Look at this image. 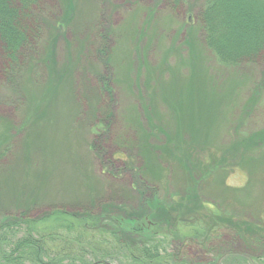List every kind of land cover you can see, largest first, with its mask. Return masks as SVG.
I'll return each instance as SVG.
<instances>
[{
    "label": "rangeland",
    "instance_id": "374dc122",
    "mask_svg": "<svg viewBox=\"0 0 264 264\" xmlns=\"http://www.w3.org/2000/svg\"><path fill=\"white\" fill-rule=\"evenodd\" d=\"M175 2L32 0L22 22L30 50L9 78L0 49L4 257L12 248L5 229L62 212L74 228L94 226L91 235L115 233L124 249L140 247V235L172 236L167 249L187 254L184 262L251 254L246 246L257 241L251 251L264 264V102L254 94L261 69L220 65L203 44V0ZM189 199L180 216L158 210ZM212 213L231 231L241 226L243 239L214 224L182 253L180 242L212 223ZM129 223H142V232L134 236ZM110 245L107 260L85 258L132 264ZM59 250L50 259L67 264Z\"/></svg>",
    "mask_w": 264,
    "mask_h": 264
},
{
    "label": "trees",
    "instance_id": "16d2710c",
    "mask_svg": "<svg viewBox=\"0 0 264 264\" xmlns=\"http://www.w3.org/2000/svg\"><path fill=\"white\" fill-rule=\"evenodd\" d=\"M179 1L177 0V3ZM14 2L18 5V9L12 7ZM31 2L32 0H0V49L2 50L4 64L9 63L12 65L11 68L4 67L3 72L7 78L11 77L13 73H18L21 68L17 64L19 58L22 57L25 51L30 50L31 35H28L22 22L28 18L25 12L28 11ZM177 3L175 2V4ZM197 14H199L198 24H201L202 28L203 44L220 65L227 68L253 65L259 67V70L261 69L263 78L257 84L254 94L261 97L264 102V0H203V5L201 8L199 7ZM22 62L27 63V61ZM193 203H195V199H189L188 201L178 202V206L176 204L171 208L161 207L158 210L163 212L166 218H169L176 210L181 209L184 205L188 207V204ZM204 208L212 211V207L204 206ZM183 212L180 211L175 214L180 216ZM63 216L67 215L62 212H52L36 220L27 219V216H25L24 223L15 224L14 228L5 229L11 237L12 248L4 257L1 250L3 253L4 251L0 247V264H54L55 259H50V256L56 249H60V255L57 258L65 257L64 259L69 261H67V264H90L89 260L85 258L86 256L93 257L94 254H98L102 257V260H107L110 255L103 249H112L113 245H110V243L120 245L122 242L115 233H110V237L104 238L101 237L102 234L91 235L96 233L94 226L93 228L87 227L90 230H86L84 227H81L82 229L74 228L62 218ZM194 217L191 218L193 222L196 221ZM206 217L213 218L214 221L208 223L207 226L202 224L199 228L190 230L185 242H180L179 250L182 253L190 248L188 244L192 242L199 246L200 235L206 234L214 224H216V228H224L223 232L228 233L229 237L236 240L243 239L241 226L237 227L234 224L233 226L237 228L231 231L232 225L227 224L229 226L227 227L221 221H217L219 219L217 215L212 213L211 217L209 214ZM113 221L116 224V221ZM96 224L100 226V224ZM117 225L121 227L122 224L118 221ZM147 225L146 222H143L144 228L148 227ZM210 225L211 227H208ZM104 227L107 226L104 225ZM128 227L135 228L133 230L134 236H137L143 230L141 228L142 223H137L134 227H132V223H129ZM216 230L222 232L221 229ZM251 232L259 236L256 230L250 229L249 233ZM129 233L132 234V231ZM64 234L67 235L64 236ZM97 235L101 239L97 240V243L91 242V239L96 240ZM137 238L140 247L126 244V249H124V245H120L126 259H130L129 262L132 264H136V262L140 264H199L184 262V257H188L187 254L178 253L179 255H175L168 251L169 244L167 245V243L172 236L152 237V239L146 240L140 235ZM175 238L178 240L177 235H175ZM256 245H258V242L253 241L251 247L246 246L251 254L246 251L229 252L227 255L219 256L205 264H261L257 257L253 256V250L251 251ZM24 252H28L30 256L26 262L22 259ZM94 264L106 263L97 262Z\"/></svg>",
    "mask_w": 264,
    "mask_h": 264
}]
</instances>
